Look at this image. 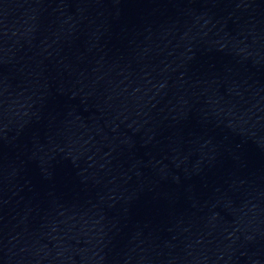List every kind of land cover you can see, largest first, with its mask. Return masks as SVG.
<instances>
[{"label": "water", "instance_id": "1", "mask_svg": "<svg viewBox=\"0 0 264 264\" xmlns=\"http://www.w3.org/2000/svg\"><path fill=\"white\" fill-rule=\"evenodd\" d=\"M0 264H264V0H0Z\"/></svg>", "mask_w": 264, "mask_h": 264}]
</instances>
